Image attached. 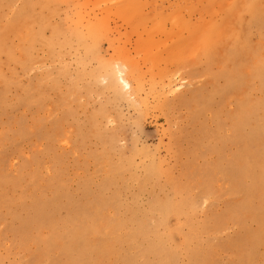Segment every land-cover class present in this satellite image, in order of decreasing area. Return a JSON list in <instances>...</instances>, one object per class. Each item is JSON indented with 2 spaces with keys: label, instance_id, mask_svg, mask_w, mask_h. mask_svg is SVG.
Listing matches in <instances>:
<instances>
[{
  "label": "rangeland",
  "instance_id": "374dc122",
  "mask_svg": "<svg viewBox=\"0 0 264 264\" xmlns=\"http://www.w3.org/2000/svg\"><path fill=\"white\" fill-rule=\"evenodd\" d=\"M0 264H264V0H0Z\"/></svg>",
  "mask_w": 264,
  "mask_h": 264
},
{
  "label": "bare ground",
  "instance_id": "6f19581e",
  "mask_svg": "<svg viewBox=\"0 0 264 264\" xmlns=\"http://www.w3.org/2000/svg\"><path fill=\"white\" fill-rule=\"evenodd\" d=\"M227 20L230 22V24H229V23H228V24H229V26L231 27V21H230V19H227ZM228 21H227V22H228ZM222 22H223V21H222ZM224 22H225V21H224ZM224 22H223V23H224ZM227 22L224 23L226 26H227V24H226ZM223 23H222V25H223ZM226 26H224V27H226ZM229 26H228V28H230ZM226 28H227V27H226ZM208 30H210V29H208ZM208 30H207V31H208ZM207 31H206V33H212V31H211V32H210V31L207 32ZM199 32H200V31H199ZM119 73H120V79L126 84V86L130 87L129 82H128V81L125 79V77H124V73H123L122 71H120Z\"/></svg>",
  "mask_w": 264,
  "mask_h": 264
}]
</instances>
